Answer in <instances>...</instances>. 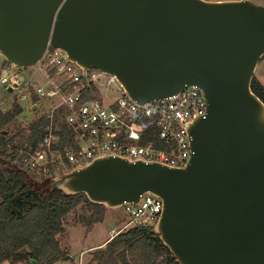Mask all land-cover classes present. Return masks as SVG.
Instances as JSON below:
<instances>
[{"label": "water", "instance_id": "water-1", "mask_svg": "<svg viewBox=\"0 0 264 264\" xmlns=\"http://www.w3.org/2000/svg\"><path fill=\"white\" fill-rule=\"evenodd\" d=\"M48 48L85 75L115 77L141 107L193 87L207 109L188 125L193 154L185 168L105 155L36 184L107 210L157 197L163 210L154 233L179 264H264V103L252 91L264 58V6L0 0L4 59L31 69Z\"/></svg>", "mask_w": 264, "mask_h": 264}, {"label": "built area", "instance_id": "built-area-1", "mask_svg": "<svg viewBox=\"0 0 264 264\" xmlns=\"http://www.w3.org/2000/svg\"><path fill=\"white\" fill-rule=\"evenodd\" d=\"M31 69L34 72L26 81L25 69L7 62L0 52V88L8 91L13 105L31 103L37 109L43 99L62 102V106L41 116L48 118L49 125L39 148L16 150V160L38 181L67 174L105 155L170 168H185L189 164L193 152L188 125L196 117H204L207 109L199 90L188 87L163 102L141 107L127 97L115 77L95 70L85 75L67 61L60 49L48 48L42 61ZM38 73L45 84L34 87L31 82ZM7 103V99L0 102V111L8 109ZM57 111H63L62 115ZM146 121L157 123V138L164 149L153 142L142 144L143 136L137 127ZM60 125L71 133L76 151L62 145ZM123 209L134 227L154 229L163 204L148 194L141 197L138 206L125 205Z\"/></svg>", "mask_w": 264, "mask_h": 264}, {"label": "trees", "instance_id": "trees-1", "mask_svg": "<svg viewBox=\"0 0 264 264\" xmlns=\"http://www.w3.org/2000/svg\"><path fill=\"white\" fill-rule=\"evenodd\" d=\"M264 59V58H263ZM252 91L264 103V87L256 79ZM34 100L37 102V98ZM24 110L18 104L4 113L0 111V264L10 259H25L38 264H55L66 254L61 252L58 236L64 230V221L79 206L85 205L92 213L90 226L105 220L107 209L91 203L83 195H66L57 188L44 189L50 180L36 184V179L16 160V150L38 149L47 135V117L39 118L26 129L10 132ZM62 145L76 151L69 130L60 125ZM142 144L153 142L157 148L165 146L158 141L155 121H146L137 127ZM27 252L24 253L23 251ZM96 264H179L168 248L155 235L154 229L135 227L115 236L93 256Z\"/></svg>", "mask_w": 264, "mask_h": 264}, {"label": "rangeland", "instance_id": "rangeland-1", "mask_svg": "<svg viewBox=\"0 0 264 264\" xmlns=\"http://www.w3.org/2000/svg\"><path fill=\"white\" fill-rule=\"evenodd\" d=\"M213 2L219 1H236V0H208ZM257 5L264 6V0H251ZM264 60V59H263ZM262 60V61H263ZM261 61V62H262ZM33 69H25L23 74L26 81L30 79L31 74H33ZM45 82L40 73H38L31 85L34 87L42 86ZM105 93V90H104ZM101 94V93H100ZM8 91H5L4 87L0 88V102L7 99V108L2 110V112H8L12 109L14 100L10 98ZM31 104V103H30ZM29 103H22L23 114L16 119L14 124L9 127L10 132L18 129H26L36 120H39L41 116L52 112L58 105L62 106V102L58 99H43L39 102L38 108L34 109ZM62 115V112H58ZM92 213L89 211L88 207L85 205L79 206L74 210L69 216L65 218L64 230L65 232L58 236V241L61 246V252L73 258L72 261H64L63 259L55 264H96L93 263V256L98 250L92 248L97 247L104 241H106L110 236L118 235L123 231L130 230L134 227L131 224L130 216L125 212L123 208L117 210H107L106 219L102 223L90 226ZM113 231V232H112ZM24 253L27 251L24 250ZM3 264H31V261L25 259H10Z\"/></svg>", "mask_w": 264, "mask_h": 264}, {"label": "crops", "instance_id": "crops-1", "mask_svg": "<svg viewBox=\"0 0 264 264\" xmlns=\"http://www.w3.org/2000/svg\"><path fill=\"white\" fill-rule=\"evenodd\" d=\"M255 77L264 87V60L262 62H260L259 66L257 68ZM4 113H7V112H4ZM105 219H106V217H105ZM115 236L116 235L110 236L106 241H104L103 243H101L100 245H98L97 247H94L92 249L99 250V249L104 248L106 246V244L109 243Z\"/></svg>", "mask_w": 264, "mask_h": 264}]
</instances>
